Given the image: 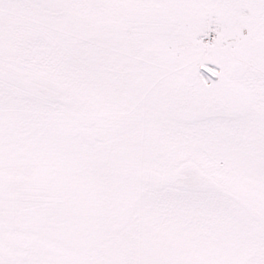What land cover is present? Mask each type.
Wrapping results in <instances>:
<instances>
[{"label": "snow or ice", "instance_id": "snow-or-ice-1", "mask_svg": "<svg viewBox=\"0 0 264 264\" xmlns=\"http://www.w3.org/2000/svg\"><path fill=\"white\" fill-rule=\"evenodd\" d=\"M0 264H264V0H0Z\"/></svg>", "mask_w": 264, "mask_h": 264}]
</instances>
